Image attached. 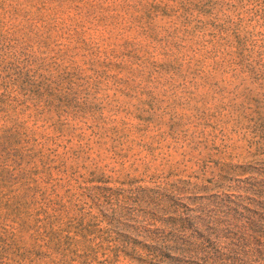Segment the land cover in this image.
Listing matches in <instances>:
<instances>
[{
    "label": "rangeland",
    "instance_id": "374dc122",
    "mask_svg": "<svg viewBox=\"0 0 264 264\" xmlns=\"http://www.w3.org/2000/svg\"><path fill=\"white\" fill-rule=\"evenodd\" d=\"M0 264H264V0H0Z\"/></svg>",
    "mask_w": 264,
    "mask_h": 264
}]
</instances>
